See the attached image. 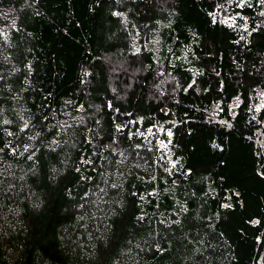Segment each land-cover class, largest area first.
Returning a JSON list of instances; mask_svg holds the SVG:
<instances>
[{
    "label": "trees",
    "instance_id": "1",
    "mask_svg": "<svg viewBox=\"0 0 264 264\" xmlns=\"http://www.w3.org/2000/svg\"><path fill=\"white\" fill-rule=\"evenodd\" d=\"M262 91V0H0V264H264Z\"/></svg>",
    "mask_w": 264,
    "mask_h": 264
},
{
    "label": "rangeland",
    "instance_id": "2",
    "mask_svg": "<svg viewBox=\"0 0 264 264\" xmlns=\"http://www.w3.org/2000/svg\"><path fill=\"white\" fill-rule=\"evenodd\" d=\"M264 105V91H262L260 93V101L258 103V106H263ZM159 132L161 131V129L158 130ZM161 146H166L163 142H160Z\"/></svg>",
    "mask_w": 264,
    "mask_h": 264
},
{
    "label": "snow or ice",
    "instance_id": "3",
    "mask_svg": "<svg viewBox=\"0 0 264 264\" xmlns=\"http://www.w3.org/2000/svg\"><path fill=\"white\" fill-rule=\"evenodd\" d=\"M262 2H264V0H262ZM169 135H171V133H169Z\"/></svg>",
    "mask_w": 264,
    "mask_h": 264
}]
</instances>
